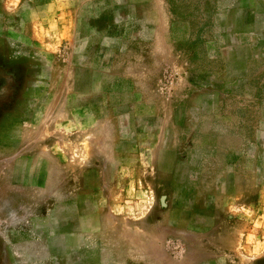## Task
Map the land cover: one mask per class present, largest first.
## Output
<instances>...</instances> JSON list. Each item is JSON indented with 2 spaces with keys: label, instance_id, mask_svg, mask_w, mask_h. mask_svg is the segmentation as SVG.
I'll list each match as a JSON object with an SVG mask.
<instances>
[{
  "label": "rangeland",
  "instance_id": "obj_1",
  "mask_svg": "<svg viewBox=\"0 0 264 264\" xmlns=\"http://www.w3.org/2000/svg\"><path fill=\"white\" fill-rule=\"evenodd\" d=\"M257 157L264 0H0V264H264Z\"/></svg>",
  "mask_w": 264,
  "mask_h": 264
},
{
  "label": "crops",
  "instance_id": "obj_2",
  "mask_svg": "<svg viewBox=\"0 0 264 264\" xmlns=\"http://www.w3.org/2000/svg\"><path fill=\"white\" fill-rule=\"evenodd\" d=\"M259 163H260V159H259V157H257L256 159H252L249 164L246 163V165H245V167L247 169L245 171L250 172L251 175H252V178H253V175H254V177H257L258 173L262 172L264 170V166L259 164ZM259 167H260V169H259ZM251 186L252 187L254 186V188H256L257 191L259 190V182H256L255 178L252 180V185ZM251 186H250V188H251Z\"/></svg>",
  "mask_w": 264,
  "mask_h": 264
}]
</instances>
